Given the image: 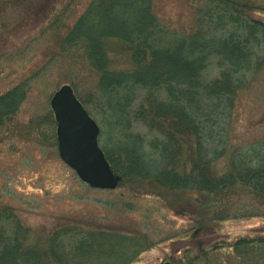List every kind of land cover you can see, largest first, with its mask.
<instances>
[{"label": "rangeland", "instance_id": "374dc122", "mask_svg": "<svg viewBox=\"0 0 264 264\" xmlns=\"http://www.w3.org/2000/svg\"><path fill=\"white\" fill-rule=\"evenodd\" d=\"M235 1L264 8V0ZM46 2L0 0V95L20 84L25 89L18 109L0 128V231L21 225L27 241L38 243L62 229L65 242L78 237L80 229L103 236L102 242H93L102 245L97 251L85 253L89 262L82 258L80 264H264V202L248 187L242 186L227 208L215 214L216 203L203 207L194 192L185 194L182 203L170 190L147 182L122 180L114 189L93 188L64 163L50 106L61 85L70 84L85 101L102 131L100 146L116 147L121 133L116 107L112 103L114 111L101 96L98 74L89 63L74 51L57 55V37L90 0H58L53 12L42 14ZM198 5L153 0L158 19L176 28L194 19ZM254 16L264 19V12ZM112 48V67H127L124 55ZM130 132L147 129L134 124ZM263 139L264 68L238 93L228 131L230 148ZM231 150L217 161L218 169L228 166Z\"/></svg>", "mask_w": 264, "mask_h": 264}, {"label": "trees", "instance_id": "16d2710c", "mask_svg": "<svg viewBox=\"0 0 264 264\" xmlns=\"http://www.w3.org/2000/svg\"><path fill=\"white\" fill-rule=\"evenodd\" d=\"M56 1L43 3L42 14L53 12ZM190 1L199 4L194 19L176 28L158 19L153 0H90L57 37V55L77 52L98 74L108 106L115 105L121 134L116 147H101L122 180L170 190L182 203L194 192L203 207L215 202L217 214L242 186L264 202V139L245 148H230L228 141L236 97L264 68V19L254 16L264 8L235 0ZM113 46L127 67H112ZM24 92L20 84L0 95V128ZM134 124L147 132H130ZM229 149L228 166L218 169ZM7 231H0V264L86 263L85 253L104 240L80 229L65 242L62 229L38 243L27 241L21 225Z\"/></svg>", "mask_w": 264, "mask_h": 264}, {"label": "water", "instance_id": "95a60500", "mask_svg": "<svg viewBox=\"0 0 264 264\" xmlns=\"http://www.w3.org/2000/svg\"><path fill=\"white\" fill-rule=\"evenodd\" d=\"M56 138L61 159L79 179L93 188L114 189L122 177L114 171L98 143L99 126L78 99L70 84L51 96Z\"/></svg>", "mask_w": 264, "mask_h": 264}]
</instances>
